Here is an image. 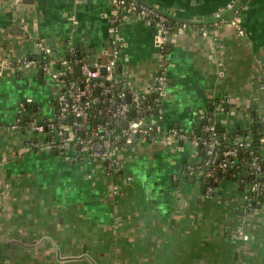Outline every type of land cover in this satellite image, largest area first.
<instances>
[{"label":"crops","instance_id":"1","mask_svg":"<svg viewBox=\"0 0 264 264\" xmlns=\"http://www.w3.org/2000/svg\"><path fill=\"white\" fill-rule=\"evenodd\" d=\"M137 1L186 22L165 45L160 105L145 108L144 100L140 115H159L163 130L197 129L208 112L227 129L246 130L264 115V0H237L247 4L244 36L212 25L231 0ZM110 19L107 0H0V59L37 55L38 36L56 55L72 45L84 62L104 60ZM199 24H209V37ZM120 32L124 89L147 92L160 63L154 28L127 16ZM56 92L36 67L0 69V264H264V200L244 213L241 191L223 179L205 196L185 173L196 155L187 145L135 137L126 146L115 128L114 173L74 148L26 149L27 131L7 129L18 102L30 97L41 121L53 117ZM241 216L246 238L234 235Z\"/></svg>","mask_w":264,"mask_h":264},{"label":"built area","instance_id":"2","mask_svg":"<svg viewBox=\"0 0 264 264\" xmlns=\"http://www.w3.org/2000/svg\"><path fill=\"white\" fill-rule=\"evenodd\" d=\"M6 1L14 4L19 3V0ZM107 2L110 6L111 19L107 27L106 58L101 61L89 62H84L81 59L67 60L65 56L74 52V47L69 45L66 54L59 55L58 53L55 58L47 60L41 66V72L45 76H50L56 85L57 92L54 101L56 108L53 117L40 121L35 116H31L25 121L26 128L20 129L21 116L26 106L32 103L30 97H25L18 102L16 116L7 129L27 131L25 148L28 150L54 149L67 152L74 148L93 164L97 163L98 165L103 161L108 168L107 171L111 173L118 172L121 167V159L117 155L118 147L114 141L113 131L115 128H119V135L126 146H131L135 137L150 138L170 147L176 145L182 147L184 144L192 149L193 156L196 152L195 157L185 164V173L196 179L197 182L202 178L210 179L218 171L222 174L231 169H239L240 160L237 155L240 150H243L248 155L246 171L252 176L247 191L241 194L243 212L254 211L257 205L263 202L258 201L254 205V202L250 200V195L264 190V180L262 179L264 154L262 153L261 160L258 161L254 148L249 146L252 139L250 134H236L221 143L224 136L220 137L212 122L202 125L201 130L205 133V137L202 138L194 134L192 130L184 131L171 127L163 130L159 115L148 118L141 113L136 118L128 119L127 117L130 110L127 96L133 103L135 111H143L144 100L147 101L145 108L160 105L167 81L168 68L166 59L161 54V49L166 45L167 36L171 37L181 32L186 27V22L179 21L175 27L168 29L165 25L167 15L156 6L137 0H107ZM246 7V1L231 0L227 2L213 14L212 25L216 28L221 25H229L238 36H244L245 32L240 24V13ZM127 16L139 17L150 23L154 28V38L159 46V69L151 89L144 93L136 89L125 90L123 86L126 79L122 69V52L126 43L121 35L120 25ZM31 28L35 32L37 29L36 22H33ZM197 28L201 36L209 37L211 35L212 31L207 26L198 25ZM29 35L31 36V33ZM34 38L37 55L54 54L52 47L44 39L38 36H34ZM57 61L59 62L58 68L55 66ZM75 63L78 67V77H72L76 69ZM118 66L121 68L120 72L116 71ZM3 67L23 71L28 67H36V62L27 56L18 59L2 57L0 69ZM102 69L104 73H102ZM65 77L68 79L66 80ZM117 83H122V88L114 90L113 87ZM95 88L100 89L107 96L100 98L94 93ZM260 89L264 96L263 82H260ZM151 92L157 93V95L147 99L146 95ZM99 102L108 104V116L96 126L88 127L90 110ZM258 121L262 125L258 142L263 143L264 115H260ZM37 135H41L43 138L37 139ZM201 149L202 155L198 156ZM213 191L215 188L213 190L210 185H207L203 194L209 197L214 194ZM244 221L245 218L241 216V224L237 225L234 230L236 238H246L243 230Z\"/></svg>","mask_w":264,"mask_h":264},{"label":"trees","instance_id":"3","mask_svg":"<svg viewBox=\"0 0 264 264\" xmlns=\"http://www.w3.org/2000/svg\"><path fill=\"white\" fill-rule=\"evenodd\" d=\"M177 21L166 17V22L165 25L168 29H171L173 27H175ZM199 25H204V26H209V24H199ZM161 54L162 56L166 59V48L165 45L163 46V48L161 49ZM56 53L54 51V54L52 55H44V54H39V55H31L29 56V58H33L36 62V68L39 69V71H41V66L43 64H45L47 62V60H49L50 58H55ZM67 58V60L70 61H74L77 59H80V55H79V51L75 48L74 52L71 54H67L65 56ZM106 58V57H105ZM167 62V59H166ZM77 63L74 64V73L72 75V77L79 76L78 73V67L76 65ZM56 68L59 67V62L57 61L55 64ZM118 72V70H116ZM65 79L67 80L68 77H65ZM122 88V83H117L116 85H114L113 89L117 90V89H121ZM94 93L96 95H98L100 98H104L105 96H107L106 94L102 93V91L99 89L97 90L96 88L94 89ZM157 95V93L151 92L149 95H146L147 98H152L155 97ZM55 101V100H54ZM53 101V102H54ZM55 106V104H54ZM129 106H130V110L128 113V119L131 118H136L140 116V112L139 111H135L134 107H133V103L129 100ZM56 108V107H55ZM107 109H108V104L106 102H99L98 104L94 105L92 107V109L90 110V113L88 115V127H92V126H96L100 121L105 120L108 116L107 113ZM152 113H154V109L152 110ZM34 111L32 109V103L28 104L22 114V119H21V127L20 129H25L26 128V120L31 117L34 116ZM211 112L207 113L200 122V126L197 129H193V133L200 136V137H205V133L201 130L202 125L206 124V123H214L215 125V129L217 131V133L220 135V137L224 136L223 139H221V143L227 141L228 139H230L233 135L236 134H241V135H245L246 133L250 134L251 136V141L249 142V146L254 148L255 150V155L256 157H258V161L261 160V155L262 153L264 154V142H258V137L261 135V131H262V125L261 123L258 121V119L254 120L253 124L246 130L244 129H240L238 128L237 130L235 129V127H231L229 129L226 128V126H224L223 124H221L218 121H214L213 116ZM177 129V128H175ZM186 131V130H184ZM238 159L240 160V166L239 169H231L228 170L226 172H223L222 174L218 175L217 173H214V175L210 178H202L200 180H198L199 186L201 189H203V193H204V189L207 185H210L212 187V189L214 190L215 187H217V182L220 179L226 180L229 183H232V185H234L236 187V189L240 190L241 193H245L247 191V186L249 184V182L252 180V176L247 173L246 171V176H244L243 174V169L245 168V163H246V159L248 157L247 153L243 150H240L238 152ZM102 163H104L102 161ZM105 164V163H104ZM106 166V165H105ZM107 168V167H106ZM108 169V168H107ZM247 170V167H246ZM262 179L264 180V174L262 176ZM214 193H216L217 191H213ZM248 193V192H247ZM250 200L254 202V205L257 204L258 201L262 202L264 200V190L259 191L258 193L254 194L252 193L250 195Z\"/></svg>","mask_w":264,"mask_h":264},{"label":"water","instance_id":"4","mask_svg":"<svg viewBox=\"0 0 264 264\" xmlns=\"http://www.w3.org/2000/svg\"><path fill=\"white\" fill-rule=\"evenodd\" d=\"M166 39H167V41H168V40L170 39V36H167ZM102 73H104V70H103V69H102ZM124 125H125V124H124ZM200 153L202 154V149L200 150ZM244 166H245V168L243 169V174H244V176H246V167H247V163H245ZM217 174L220 175V174H221L220 171H218ZM190 180L193 181V177H191ZM216 190H217V187H215V191H216ZM202 191H203V189H202Z\"/></svg>","mask_w":264,"mask_h":264}]
</instances>
